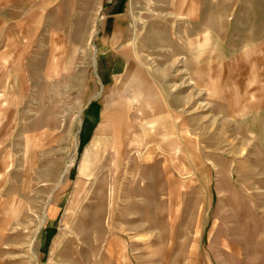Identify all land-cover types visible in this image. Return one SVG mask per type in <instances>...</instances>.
<instances>
[{
  "label": "rangeland",
  "instance_id": "1",
  "mask_svg": "<svg viewBox=\"0 0 264 264\" xmlns=\"http://www.w3.org/2000/svg\"><path fill=\"white\" fill-rule=\"evenodd\" d=\"M0 264H264V0H0Z\"/></svg>",
  "mask_w": 264,
  "mask_h": 264
},
{
  "label": "crops",
  "instance_id": "2",
  "mask_svg": "<svg viewBox=\"0 0 264 264\" xmlns=\"http://www.w3.org/2000/svg\"><path fill=\"white\" fill-rule=\"evenodd\" d=\"M82 1H84V0H82ZM94 1H96V0H94ZM87 32H89V30L88 29H86V31H85V33H87ZM107 44H108V42H107ZM106 44V46L105 47H101V56H104L103 57V60L101 61L102 63H101V69H102V76L103 75H105L106 74V71H105V69H107V67H108V60L109 59H112L111 58V51L113 50H111L110 48L111 47H107V46H110V45H107ZM124 51H126V50H124ZM115 57H117V56H115ZM124 60V62H125V64H126V67H127V65H130V59L128 58V55H127V57L125 58V59H123L122 58V61ZM132 69H131V67H129V68H127L126 70H125V72H124V75H123V78L125 79V77L127 76V80L125 81L126 83H128V84H124V90L127 88L129 91L131 90V91H134L135 92V90L136 91H138V88H134V85H136V84H139L140 85V79H142V78H140L139 76L140 75H144V73L142 72V69H140V68H137L135 71H139V72H141L142 74H140V73H137L135 76H133V74H132V71H131ZM136 77H138L137 78V80L135 79ZM117 79H116V86L115 87H117V89H118V83L120 82V81H122L123 79L122 78H120V77H116ZM148 78H149V76H148ZM129 79V80H128ZM154 80V79H153ZM151 81L148 79V83H150ZM156 81L154 80V82L153 83H155ZM120 87H122V84L119 86V88ZM137 87H139V86H137ZM146 87V86H145ZM153 90L151 91L150 90V87H148V89L146 90L147 92H142V94H156V90L158 91V89H156V87L155 86H153V88H152ZM155 89V90H154ZM125 92V91H124ZM126 93V92H125ZM139 94H141V93H139Z\"/></svg>",
  "mask_w": 264,
  "mask_h": 264
}]
</instances>
